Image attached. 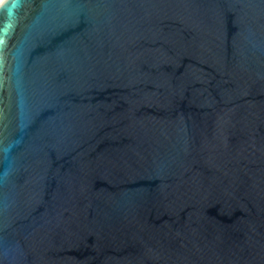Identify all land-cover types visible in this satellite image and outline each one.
<instances>
[{
	"label": "water",
	"instance_id": "1",
	"mask_svg": "<svg viewBox=\"0 0 264 264\" xmlns=\"http://www.w3.org/2000/svg\"><path fill=\"white\" fill-rule=\"evenodd\" d=\"M0 264H264V0H1Z\"/></svg>",
	"mask_w": 264,
	"mask_h": 264
},
{
	"label": "bare ground",
	"instance_id": "2",
	"mask_svg": "<svg viewBox=\"0 0 264 264\" xmlns=\"http://www.w3.org/2000/svg\"><path fill=\"white\" fill-rule=\"evenodd\" d=\"M1 1V0H0Z\"/></svg>",
	"mask_w": 264,
	"mask_h": 264
}]
</instances>
